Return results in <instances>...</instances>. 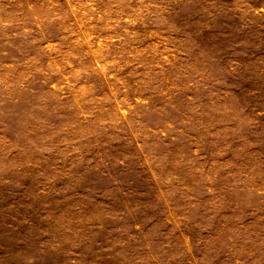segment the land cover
<instances>
[{
    "label": "rangeland",
    "instance_id": "rangeland-1",
    "mask_svg": "<svg viewBox=\"0 0 264 264\" xmlns=\"http://www.w3.org/2000/svg\"><path fill=\"white\" fill-rule=\"evenodd\" d=\"M0 264H264V0H0Z\"/></svg>",
    "mask_w": 264,
    "mask_h": 264
}]
</instances>
